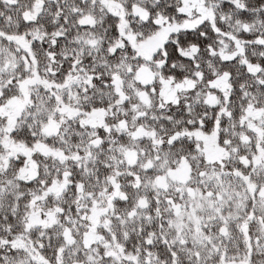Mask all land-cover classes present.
<instances>
[{
	"label": "snow or ice",
	"instance_id": "snow-or-ice-1",
	"mask_svg": "<svg viewBox=\"0 0 264 264\" xmlns=\"http://www.w3.org/2000/svg\"><path fill=\"white\" fill-rule=\"evenodd\" d=\"M0 264H264V0H0Z\"/></svg>",
	"mask_w": 264,
	"mask_h": 264
}]
</instances>
